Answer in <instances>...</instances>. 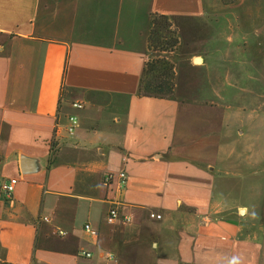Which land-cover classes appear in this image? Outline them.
Returning <instances> with one entry per match:
<instances>
[{"label": "crops", "instance_id": "obj_1", "mask_svg": "<svg viewBox=\"0 0 264 264\" xmlns=\"http://www.w3.org/2000/svg\"><path fill=\"white\" fill-rule=\"evenodd\" d=\"M246 4L230 37L209 0H0V179H19L0 264L264 263V4ZM152 14L192 47L199 95L139 96ZM116 204L130 223L106 221Z\"/></svg>", "mask_w": 264, "mask_h": 264}, {"label": "trees", "instance_id": "obj_2", "mask_svg": "<svg viewBox=\"0 0 264 264\" xmlns=\"http://www.w3.org/2000/svg\"><path fill=\"white\" fill-rule=\"evenodd\" d=\"M148 43L149 51L156 55L145 63L138 94L141 97L173 99L176 92V73L169 54L178 49L180 41L170 17L160 14L150 16Z\"/></svg>", "mask_w": 264, "mask_h": 264}, {"label": "rangeland", "instance_id": "obj_3", "mask_svg": "<svg viewBox=\"0 0 264 264\" xmlns=\"http://www.w3.org/2000/svg\"><path fill=\"white\" fill-rule=\"evenodd\" d=\"M248 0H209V2H218L219 3V24L223 25L224 27V31L227 35H229L230 37L232 36L233 30L232 27H234V24L236 23L237 17L236 15H238L237 13L241 14V22H243L244 24H246L247 22V17H246V12H247V2ZM253 1V0H252ZM258 3H262L264 4V0H254ZM240 3H245V5H240L238 6ZM238 6V7H237ZM232 26V27H231ZM174 28L176 29V27L174 26ZM178 32V30H177ZM235 33V31H234ZM241 34V33H240ZM242 34H247L246 30L244 31V33ZM178 37H179V33H178ZM183 37L186 38V36L184 35ZM180 41V39H179ZM236 43H231V42H224V46L227 47L229 50L233 49V50H237L238 46L241 45L240 49L243 53L248 51V44L246 41V37L244 40H240V44L239 42L237 43V41H235ZM192 49L191 46L187 45L186 42H184L183 47L181 48V44L178 47L177 50H174L172 53L169 54V59L173 62L174 67H175V73H176V69H178V74H177V78H176V86L179 88L178 90V95L182 96V95H199L198 93L201 90H206L205 82H204V70L203 69H199V68H191L189 67L186 63H185V55L188 54V52ZM154 55H156L155 52L150 51V57H153ZM167 55V54H166ZM246 58V57H244ZM243 58H241L242 60ZM244 60V59H243ZM246 66V65H245ZM216 67H219V63L216 64ZM224 67H229V64H225ZM211 77L215 78V79H219V73H212ZM200 90V91H199ZM192 93V94H191ZM243 95L244 92L241 90H233V92H230V94L228 95L229 97H233V95ZM234 95V96H235ZM227 96V97H228ZM237 108V107H236ZM264 264V263H262Z\"/></svg>", "mask_w": 264, "mask_h": 264}, {"label": "built area", "instance_id": "obj_4", "mask_svg": "<svg viewBox=\"0 0 264 264\" xmlns=\"http://www.w3.org/2000/svg\"><path fill=\"white\" fill-rule=\"evenodd\" d=\"M72 107L77 110L83 109V103H73ZM76 123H77V117L75 115H71L67 118V126L65 127L66 132L69 135H72L75 132L76 129ZM111 176H107L105 178V181H109ZM127 178L128 175L126 171H121L117 175V189L121 192L125 189L127 184ZM19 183V179L17 178H11V179H0V196H3L7 199H10L13 197L15 189L17 187V184ZM122 219L126 223L131 222V216L124 215L122 218V215L120 214L119 208L116 205H113V207L110 209L108 216L106 218V221L109 224H114L118 219ZM46 222H48V218H44ZM85 231L89 233L92 236H97V231L94 230L89 224L85 225ZM60 235H65L64 231H59ZM0 254H1V247H0ZM82 255L86 257H91V254L89 253H82Z\"/></svg>", "mask_w": 264, "mask_h": 264}, {"label": "water", "instance_id": "obj_5", "mask_svg": "<svg viewBox=\"0 0 264 264\" xmlns=\"http://www.w3.org/2000/svg\"><path fill=\"white\" fill-rule=\"evenodd\" d=\"M200 61H201L200 58H197V59H196V62H197V63H199ZM23 173H24V174H28V173H31V172L25 170V167H23Z\"/></svg>", "mask_w": 264, "mask_h": 264}]
</instances>
